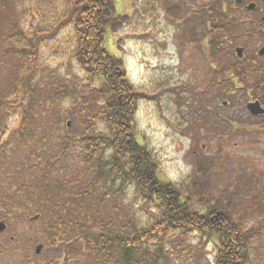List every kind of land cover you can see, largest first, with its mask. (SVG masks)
<instances>
[{"label": "trees", "instance_id": "obj_1", "mask_svg": "<svg viewBox=\"0 0 264 264\" xmlns=\"http://www.w3.org/2000/svg\"><path fill=\"white\" fill-rule=\"evenodd\" d=\"M225 3L219 4L221 9L213 13L212 21L221 18ZM116 4V0H65L51 29L25 28L6 20L7 54L18 60L11 64L0 90V133L6 131L0 141L22 153L19 167L24 182L14 186L16 197L9 196L12 205L27 208L26 215L36 212L40 218L49 217L45 227L48 246H55L57 235L72 243L66 236L75 233L93 264H171L169 248L178 246L187 252L193 247L194 234L214 243L210 264H252L255 230L231 215L232 202L225 203L215 194L211 197L208 179L198 184L205 192L204 201L194 196L197 182L187 194L177 190L160 178L157 160L138 140L135 114L140 93L127 79L121 58L105 46L106 34L118 19ZM40 16L45 19L44 14ZM221 28L213 25L211 39H207L218 69L223 65L214 56L220 53ZM54 39V53L74 60L85 82L56 87L42 75L44 70L37 67L40 55ZM254 74L224 67L217 70L215 80L219 85L232 82L236 86L233 76L240 77L246 93L264 104V78ZM83 85L90 87L80 102H84V131L74 144L67 111L75 108L74 99L81 100L77 96ZM22 89L23 99L17 102ZM66 97L71 98L70 104L63 101ZM10 116L16 121L14 126L5 122ZM99 121L104 130L98 129ZM53 142L51 154L43 156L41 148ZM73 151L80 164L66 177L64 157ZM202 163H196L199 174L206 172ZM127 190L149 209L144 222L130 210H119L117 198ZM55 264L67 263L57 260Z\"/></svg>", "mask_w": 264, "mask_h": 264}, {"label": "rangeland", "instance_id": "obj_2", "mask_svg": "<svg viewBox=\"0 0 264 264\" xmlns=\"http://www.w3.org/2000/svg\"><path fill=\"white\" fill-rule=\"evenodd\" d=\"M116 1L119 15L106 34L105 46L121 58L127 79L140 93L135 114L138 140L157 160L160 178L177 190L187 194L194 191L193 184L197 182L194 196L204 201L205 192L200 191L198 184L208 179L211 197L215 194L225 203L231 201V215L255 230L252 264H264V116H252L248 111L250 96L241 88L240 80H235L236 86L232 82H212L218 67L211 66L213 59L207 48V26L218 25V20L212 21L213 13L228 0ZM64 3L65 0H0V90L11 64L18 60L7 54L8 43L3 37L6 20L20 22L25 28L51 29L52 22H58ZM13 10L15 14L11 16ZM40 13L45 15L44 20ZM55 40L40 55L37 67L44 70L42 75L54 81L56 87L83 81L84 74L74 60L54 53ZM215 57L222 61L226 55L217 53ZM48 87L55 95L53 85ZM89 88L83 85L77 96L81 100L74 99L75 108L67 111L66 122L74 144L84 131V102H80L85 100L83 96ZM24 91H20L17 102L22 101ZM69 99L63 101L69 103ZM225 101L229 104L223 105ZM6 121L11 126L16 122L11 116ZM98 129L104 130L101 121ZM0 135L6 136L5 129ZM55 143L42 147V155L49 156ZM3 144L0 141V223L5 222L6 228L0 231V264H55L57 260L93 264L91 257L83 253L81 242L75 240V233L66 236L72 243L57 235L55 246H48L45 227L49 217L40 218L36 212L26 215L27 208H21L19 203L12 205L9 196L16 197L14 186L20 187L23 182L19 167L22 153ZM73 152L64 157L66 177L72 176L73 168L80 164L77 151ZM200 160L205 174L198 173L196 163ZM119 197V210H130L142 222L148 219L144 213L149 209L133 198L131 190ZM191 238L193 247L187 252L178 246L169 248L171 264L212 263V240L197 234ZM40 244L44 247L37 254Z\"/></svg>", "mask_w": 264, "mask_h": 264}, {"label": "flooded vegetation", "instance_id": "obj_3", "mask_svg": "<svg viewBox=\"0 0 264 264\" xmlns=\"http://www.w3.org/2000/svg\"><path fill=\"white\" fill-rule=\"evenodd\" d=\"M220 16L218 26L222 27V33L219 36L218 48L220 54L226 55V58L225 60L222 58L223 66L219 67L251 71V73L255 72L254 75L264 78V0H228ZM209 26H207L208 37L211 36L212 30ZM208 37L207 39L210 40L211 38ZM208 45L209 43L207 47ZM209 55L211 57L210 51ZM211 66L213 69L217 68L214 60ZM233 78L241 79L237 76ZM247 95L250 96L247 103L258 100L264 106L261 100L250 94ZM228 104L229 102L223 105Z\"/></svg>", "mask_w": 264, "mask_h": 264}, {"label": "water", "instance_id": "obj_4", "mask_svg": "<svg viewBox=\"0 0 264 264\" xmlns=\"http://www.w3.org/2000/svg\"><path fill=\"white\" fill-rule=\"evenodd\" d=\"M248 110L255 115L264 114V108L262 107L261 103L259 101L250 102L247 105ZM6 224L5 222L0 223V231L5 230ZM43 249V245L40 244L36 247V253L39 254L41 250Z\"/></svg>", "mask_w": 264, "mask_h": 264}]
</instances>
